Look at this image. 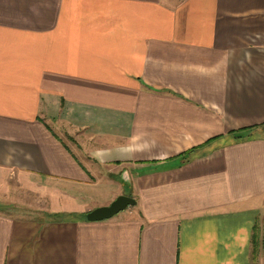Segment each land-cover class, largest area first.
I'll use <instances>...</instances> for the list:
<instances>
[{
	"label": "crops",
	"instance_id": "1",
	"mask_svg": "<svg viewBox=\"0 0 264 264\" xmlns=\"http://www.w3.org/2000/svg\"><path fill=\"white\" fill-rule=\"evenodd\" d=\"M133 136L151 148L120 158ZM11 179L43 207L0 211V264H264V0H0ZM120 194L135 204L86 219Z\"/></svg>",
	"mask_w": 264,
	"mask_h": 264
},
{
	"label": "rangeland",
	"instance_id": "2",
	"mask_svg": "<svg viewBox=\"0 0 264 264\" xmlns=\"http://www.w3.org/2000/svg\"><path fill=\"white\" fill-rule=\"evenodd\" d=\"M12 179L10 180V182L13 181ZM34 182L38 183L37 181ZM74 189H75L74 195L78 194L77 192H79L78 196L69 197L65 194L66 195L65 202L60 204V206L62 207L56 209L81 210L83 209V207H85L83 203L85 204L90 203L91 199L99 198V197L101 198L111 191V189L108 188V186H101L98 188L90 187L87 188V190L81 189L80 191H78V189L75 187ZM81 193L84 195V198H81L79 196L81 195ZM39 201L43 202V200H41L38 196L34 195L32 190L26 191L22 189L21 186L18 187V184H16L15 182L8 183V188L6 189L0 187V211L15 216L29 215L38 212L39 208L43 207V205H41ZM63 201H64V197L62 199V202ZM56 209L54 208L50 209L51 210L50 214H52V212L55 213L57 211Z\"/></svg>",
	"mask_w": 264,
	"mask_h": 264
},
{
	"label": "water",
	"instance_id": "3",
	"mask_svg": "<svg viewBox=\"0 0 264 264\" xmlns=\"http://www.w3.org/2000/svg\"><path fill=\"white\" fill-rule=\"evenodd\" d=\"M125 185L129 184V175L127 170H123L120 176ZM135 199L131 196L120 194L116 196L108 205L98 206L86 213L87 220H101L110 218L127 206L134 205Z\"/></svg>",
	"mask_w": 264,
	"mask_h": 264
},
{
	"label": "clouds",
	"instance_id": "4",
	"mask_svg": "<svg viewBox=\"0 0 264 264\" xmlns=\"http://www.w3.org/2000/svg\"><path fill=\"white\" fill-rule=\"evenodd\" d=\"M139 136H133L131 142L127 145H122L117 149V154L120 158H132L137 152L149 150L151 144L145 140L143 143H138ZM94 159H97L101 164H104L108 158H111L113 152L111 149H96L91 153Z\"/></svg>",
	"mask_w": 264,
	"mask_h": 264
},
{
	"label": "trees",
	"instance_id": "5",
	"mask_svg": "<svg viewBox=\"0 0 264 264\" xmlns=\"http://www.w3.org/2000/svg\"><path fill=\"white\" fill-rule=\"evenodd\" d=\"M261 228V231H260ZM253 255L256 257L259 249L264 253V216L262 218V225L257 224L252 235Z\"/></svg>",
	"mask_w": 264,
	"mask_h": 264
}]
</instances>
